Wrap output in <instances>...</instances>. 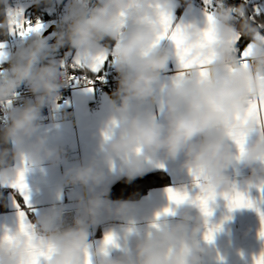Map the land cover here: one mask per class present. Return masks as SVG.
Segmentation results:
<instances>
[{
    "label": "clouds",
    "instance_id": "obj_1",
    "mask_svg": "<svg viewBox=\"0 0 264 264\" xmlns=\"http://www.w3.org/2000/svg\"><path fill=\"white\" fill-rule=\"evenodd\" d=\"M88 3L71 0L59 31L54 33L55 44L28 35L14 51L4 49L8 67L0 71V108L6 121L0 126V185L11 186L21 171L25 180L26 172L45 161L55 164L62 159V150L50 147L48 133L40 131L42 109L64 86L56 64L42 63L49 49L67 43L78 50L79 59L90 62L105 52L104 41H114L111 63L119 81L108 102L109 116L98 155L64 172L65 185L83 190L77 198L78 214L65 225L63 206L54 205L36 216L30 232L19 225L14 232H6L0 237V264H25L33 250L47 253L41 264H92L93 257L96 264H205L204 258L213 249L204 239L206 218L195 197L202 190L214 192L216 198L231 192L236 185L229 169L249 170L243 181L246 192L264 186V132L257 113L250 111L257 102L264 103V39H254L247 66H243L233 13L240 17V34L255 36L257 29L248 23L243 6L218 8L211 12L213 21L206 18L203 27L196 22L181 26L182 44L197 64L204 63L205 74L201 75L198 67L183 70L182 75L162 85L161 74L169 62L179 63L176 44L162 47L163 39H159L166 31L163 18L170 15L167 0H97L92 8ZM0 5L6 10L0 33L12 34L9 0H0ZM25 83L33 98L16 106V90ZM154 106L162 120L154 114ZM238 134L245 137L242 152L234 140ZM181 153L180 167L199 180V193L174 204L172 214L155 216L133 249L125 244L113 258L111 251L120 247L114 237L117 246L103 242L90 251V228L103 214L128 219L135 210L131 202L107 198L102 186L113 165L118 162V171L131 181L157 164V157L175 160ZM167 216L174 221L164 218ZM261 252L264 248L253 256V264Z\"/></svg>",
    "mask_w": 264,
    "mask_h": 264
},
{
    "label": "crops",
    "instance_id": "obj_2",
    "mask_svg": "<svg viewBox=\"0 0 264 264\" xmlns=\"http://www.w3.org/2000/svg\"><path fill=\"white\" fill-rule=\"evenodd\" d=\"M240 1L251 3L258 14L264 15V0ZM167 3L173 27L183 26L191 22H196L203 27L206 24L207 13L214 12L221 7L227 9L237 8L230 5L228 0H167ZM37 4L50 17L43 21L44 28L48 31L53 25L57 24V17L61 22L63 18L62 10L63 8L68 10L70 3L69 0H51V3L48 4L44 3L43 0H39V2L38 0H27V20L34 17L30 14V9ZM95 6H97V0H89L88 7ZM233 15V23L239 35L238 45L241 39L238 28L240 27V20H238L235 13ZM256 38L264 39V35L257 33L241 52L251 47ZM113 46L103 44L107 58L99 72H92L90 69L76 66L79 52L71 46L70 51H67L70 54L69 64L87 71L91 75L99 74L107 69ZM161 46L172 48L174 45L171 40L165 38L161 41ZM49 62L56 64L57 75L64 71L66 61L62 53H58V61L56 62L51 56L42 61L43 64ZM171 62L174 72L161 76L162 85H167L172 78L183 71L179 67L178 61ZM96 97L94 89L78 88L71 93L69 101L64 105L58 106L54 103L51 105V120L48 123L41 124L40 131L41 133H48V145L50 147L62 150V159L55 164L52 161H45L35 170L25 173V183L28 186L29 195L27 204L18 190L8 185H0L8 191V209L0 214V237H3L6 232L12 233L18 228V214L20 211L26 213L27 221L30 224L35 221L36 216L42 211L48 210L54 205L63 206L64 223L72 221L78 214L77 198L83 194V190L77 186L75 190L65 192L63 188L66 185L63 183V177L67 168L82 163L91 156L98 155L99 143L102 138L101 133L109 116L108 102L113 98V93L100 95L101 108L99 111L91 113L88 109ZM153 111L157 118L162 120L158 106H154ZM251 138H255V132ZM67 152L69 155H67ZM183 159L182 153L175 160H163L162 157H157L158 163L152 165L137 177L150 173H164L169 177L170 183L166 186L153 188L136 200L110 197L112 187L120 180L126 179V177L118 171V162L113 165L110 172L108 167L105 166V171L109 172V175L102 187L107 189V198L110 201L131 202L135 210L128 219L103 214L99 222L92 227L93 235L89 238L90 251H95L100 247L107 234H112L116 238V243L120 246L119 248H113L111 251L113 258L121 254L125 244L129 250L133 249L137 239L143 235L144 230L155 219L156 213L166 206L175 207L167 198V189L173 188L186 191L190 196L197 195L199 187L196 181L187 169L180 167ZM160 165H163V167H160ZM13 166H17L15 161H13ZM228 174L239 190H246L247 186L243 181L249 175L248 169H229ZM247 193L250 198L257 202V207L264 211V202L261 201L260 191L251 188ZM210 206L213 209V215L209 218L210 222L217 224L223 221V224L221 230L215 234L214 241L209 245L213 252L210 256L204 258L205 264H253V256L259 254L264 248V240H261L258 235L261 223L257 211L254 208H241L229 212L227 202L223 197H217L215 203ZM225 216L231 218L224 220ZM164 218L169 221L175 219L172 216ZM202 236L203 233L200 236L201 240ZM92 264H96L95 257L92 258Z\"/></svg>",
    "mask_w": 264,
    "mask_h": 264
},
{
    "label": "snow or ice",
    "instance_id": "obj_3",
    "mask_svg": "<svg viewBox=\"0 0 264 264\" xmlns=\"http://www.w3.org/2000/svg\"><path fill=\"white\" fill-rule=\"evenodd\" d=\"M8 14L11 18L10 22L13 25L12 27L13 33L18 34L20 37H27L32 33L38 34L44 28V25L39 20H37L34 24L31 21L27 20L23 15L22 9H18L15 12L9 10ZM206 15L208 21L211 23L213 21V16L211 15V13H207ZM21 16L24 17L22 20L17 19V17H21ZM163 20L166 27V31L159 39L167 38L176 44V47L178 49L179 67L182 70H190L192 68L198 67L201 72V75H204L205 74L204 63L197 64L191 58L190 51L184 48L182 44L181 26L173 27L171 15H166L163 18ZM235 40L236 41L239 40L238 34L236 35ZM4 49H5V45L3 43H0V63H2L6 59L7 53L4 51ZM248 49H245L244 51L240 52V57L243 62V66L245 67L247 66L246 57L248 54ZM106 58L107 57L105 53H101L100 55L92 58L90 62H85L78 58L76 61V66L90 69L92 72H99ZM182 74L183 71L179 73V75ZM250 111H254L255 113H257L256 118L259 121L260 131L264 132V103L257 102L255 107ZM234 140L242 152L245 144L244 135L238 134L234 137ZM160 167H163V165H160ZM196 183L199 188H202V186L199 184L198 179ZM11 187L18 190V192L23 197L25 203L27 204L29 201L28 186L25 183L23 171H21L18 174V179L16 183L12 184ZM259 191L261 193V201L264 202V186H261L259 188ZM167 194L169 201L177 205L183 203L184 201L190 198L189 194L186 191H179L173 188L167 189ZM221 195L223 196V199L227 202V209L229 210V212L241 208H254L257 211L261 223V227L258 235L261 240H264V211H261L260 208L257 207V202L254 201L252 198H250L246 191H241L236 186L233 187L231 192L223 193ZM215 199H216V194L214 192L212 191L204 192L203 190L201 194L195 197V202L198 204L201 213L206 218L205 223L207 225V230L204 233V239L209 243H212L214 241L215 234L221 230L223 224V221L217 224H213L210 222L209 219L213 215V209L210 205L212 204V202L215 201ZM162 214H172V208L168 207L163 209L162 213L158 212L156 214L157 218H159ZM18 215H19V226L21 230L30 232L31 225L27 221L26 213L24 211H20ZM230 218H231L230 216H225L224 220H228ZM104 243L106 246L107 245L117 246L115 244V238L112 234H107L105 236ZM46 254L47 253L41 250H33L29 254V259L25 262V264H41V258L44 257ZM256 264H264V252H261V255L257 259Z\"/></svg>",
    "mask_w": 264,
    "mask_h": 264
},
{
    "label": "built area",
    "instance_id": "obj_4",
    "mask_svg": "<svg viewBox=\"0 0 264 264\" xmlns=\"http://www.w3.org/2000/svg\"><path fill=\"white\" fill-rule=\"evenodd\" d=\"M33 24L39 20L41 23H43V18L39 16H34L30 19ZM60 19L57 17V31L60 29ZM61 53L66 61L65 69L61 73H59L57 76L60 80L64 82V86L59 90L56 97H54L53 101H51L49 104H47L41 112V124H45L50 122L51 120V105L54 103L58 106H62L65 103H67L70 99L71 93L78 88H92L95 90L97 97L93 101V103L89 107V112L93 113L96 111H99L101 108V99L100 95L104 93H114L118 87V81H119V74L116 72L114 67L112 66L111 60L107 67V69L99 74L91 75L87 71H84L82 69H79L73 65L69 64L70 61V54L67 52L65 45L61 46ZM174 72L172 62L170 61L168 64L167 69L161 74L162 75H168ZM90 82V83H89ZM17 99L14 101L16 106L22 105L25 101L30 100L33 98V94L30 92L28 87L21 88L16 92ZM5 117H4V111L2 108H0V126H3L5 123ZM67 155L69 153L67 152ZM77 186H70L66 185L63 190L65 192L75 190ZM73 221V220H72ZM65 222V225H69L72 223ZM91 236L93 235V229L90 228Z\"/></svg>",
    "mask_w": 264,
    "mask_h": 264
},
{
    "label": "trees",
    "instance_id": "obj_5",
    "mask_svg": "<svg viewBox=\"0 0 264 264\" xmlns=\"http://www.w3.org/2000/svg\"><path fill=\"white\" fill-rule=\"evenodd\" d=\"M228 1L230 5L236 7L243 6L245 9L244 16L248 20V23L253 25L257 29L256 34L260 33L264 35V15L258 14L251 3H244L240 0ZM4 8V5H0V16L5 13ZM30 14L39 16L43 18V20L50 18L41 9L39 4L31 7ZM237 18L238 20H240L239 16H237ZM253 38V35L241 34V39L239 41V44L237 45L238 50L241 52V50H243L247 46V44H249L253 40ZM103 44L111 47L114 45V41L106 40L103 42ZM64 45L66 50L70 51L69 44L65 43ZM11 163L13 164V162ZM169 183L170 179L164 173H150L141 177H137L131 181L122 179L112 187L110 197L114 199L136 200L145 195L149 190L156 187L166 186ZM7 194L8 191L0 186V214L6 212L8 209Z\"/></svg>",
    "mask_w": 264,
    "mask_h": 264
},
{
    "label": "rangeland",
    "instance_id": "obj_6",
    "mask_svg": "<svg viewBox=\"0 0 264 264\" xmlns=\"http://www.w3.org/2000/svg\"><path fill=\"white\" fill-rule=\"evenodd\" d=\"M26 2H27V0H9V9L8 10L22 9L23 15L27 19L28 16L26 13V9H27ZM69 3H71V0H69ZM94 4H96V3H94ZM4 10H5V8H4ZM66 13H67V10L65 8H63L62 16L66 15ZM3 15H5V13ZM3 15L0 16L1 20H3ZM45 32H46V30H45V28H43V30L40 33H38V34L32 33V34H30V36L39 35L41 38H47L50 45L55 44L56 39H55L54 33H56L57 31H53L52 33H49L46 36H44ZM28 38L29 37H20L18 34H14V33L7 34V35L4 33H0V43H3L5 45L6 50L9 52L14 51L18 45L26 42ZM58 53H61V46L55 48V50L49 49L47 57L51 56L52 59L54 60V62H56V61H58ZM6 67H8V62L6 60H4L2 63H0V71H2ZM24 87H28V85L26 83L21 84L20 87L17 88L16 92L18 90H20L21 88H24Z\"/></svg>",
    "mask_w": 264,
    "mask_h": 264
},
{
    "label": "water",
    "instance_id": "obj_7",
    "mask_svg": "<svg viewBox=\"0 0 264 264\" xmlns=\"http://www.w3.org/2000/svg\"><path fill=\"white\" fill-rule=\"evenodd\" d=\"M53 31H57V26L53 25L48 31L44 33V36H46L49 33H52Z\"/></svg>",
    "mask_w": 264,
    "mask_h": 264
}]
</instances>
